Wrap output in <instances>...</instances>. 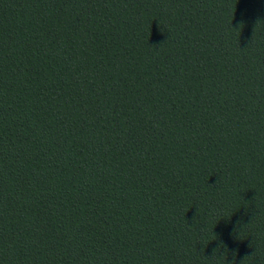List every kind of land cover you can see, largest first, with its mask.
<instances>
[{"label":"trees","instance_id":"obj_1","mask_svg":"<svg viewBox=\"0 0 264 264\" xmlns=\"http://www.w3.org/2000/svg\"><path fill=\"white\" fill-rule=\"evenodd\" d=\"M0 264H264V0H0Z\"/></svg>","mask_w":264,"mask_h":264},{"label":"clouds","instance_id":"obj_2","mask_svg":"<svg viewBox=\"0 0 264 264\" xmlns=\"http://www.w3.org/2000/svg\"><path fill=\"white\" fill-rule=\"evenodd\" d=\"M219 253V250H214V257H217V254ZM220 254V253H219ZM245 262V261H244Z\"/></svg>","mask_w":264,"mask_h":264}]
</instances>
